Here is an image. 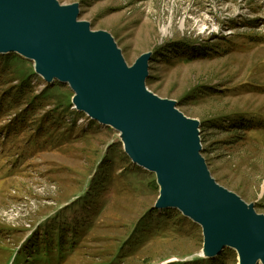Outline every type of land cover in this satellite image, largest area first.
<instances>
[{"label":"rangeland","instance_id":"rangeland-1","mask_svg":"<svg viewBox=\"0 0 264 264\" xmlns=\"http://www.w3.org/2000/svg\"><path fill=\"white\" fill-rule=\"evenodd\" d=\"M57 1L78 4V20L109 33L129 67L153 53L148 90L200 122L211 176L264 215V0ZM181 44L175 57H157ZM12 55L19 56L0 54V264H43L36 259L42 243L52 246L50 227L63 221L57 231L79 238L55 264H112L113 252L130 254L135 246L123 264L209 260L202 227L182 213L189 223L175 219L158 240L141 235L130 245L159 198L156 174L137 169L119 132L77 111L68 84L46 82L22 56L9 63ZM27 110L30 121L19 123ZM237 116L252 119L253 129L234 134L213 125ZM100 172L107 185L90 195ZM81 221L85 229L76 234ZM231 251L226 264H240Z\"/></svg>","mask_w":264,"mask_h":264},{"label":"water","instance_id":"water-1","mask_svg":"<svg viewBox=\"0 0 264 264\" xmlns=\"http://www.w3.org/2000/svg\"><path fill=\"white\" fill-rule=\"evenodd\" d=\"M79 15L57 0H0V54L33 61L46 82L70 86L78 112L119 132L132 162L156 174L155 208L202 227L204 258L231 249L240 264H264V215L211 176L200 122L148 90L153 53L129 67L113 37Z\"/></svg>","mask_w":264,"mask_h":264},{"label":"trees","instance_id":"trees-1","mask_svg":"<svg viewBox=\"0 0 264 264\" xmlns=\"http://www.w3.org/2000/svg\"><path fill=\"white\" fill-rule=\"evenodd\" d=\"M184 47L183 44H181L180 46H173L171 47V50H166L168 48H163L160 52L159 55L157 57H175L176 51L178 52L180 48ZM202 49H200L199 51H201ZM207 51V50H206ZM169 53H171V56L169 55ZM162 55V56H160ZM19 56L17 55H12V57L9 59V63L19 60ZM153 60V59H152ZM151 60V63H153V61ZM152 77L150 76L149 79H151ZM27 79L23 78L21 80L22 84L23 82H26ZM13 99V98H12ZM30 116L31 113L29 110H27V114L25 115V117L23 119H21V121L19 120V123H24V122H28L30 121ZM250 121H252V119L248 118L247 116H237L236 118H227V120H223V119H217L214 121L213 125L215 126L216 129H230L228 131H232V133L236 134L238 132H242V130H252L253 127L249 126ZM225 122H228L229 124L227 125ZM212 125V124H211ZM214 126L210 125L208 126V128H212ZM255 127H257V125H255ZM107 160V157L106 159ZM106 165V164H105ZM112 166V164H109L107 167L102 166L101 171L104 169V172H108L109 167ZM139 167V166H138ZM137 169L143 173H145L146 175H148L149 173L145 170H142V168H138ZM101 173V172H100ZM102 173L100 174V176H98V178L96 179L93 188L91 189V194L90 195H94L93 189H97L98 186H105L107 185L106 183V178L104 175L105 180H103V176H101ZM150 175V174H149ZM114 176V175H113ZM108 177L110 178V175H108ZM112 178V177H111ZM131 183V182H130ZM155 188L156 187V184ZM135 189L136 190H140L142 189L141 186L139 185H135ZM89 195V196H90ZM88 196V198H89ZM149 213L147 215H145L142 220H140L137 223V231H136V235H134L130 241V245H137L139 237L145 236L148 237L147 239L152 241L153 239L158 240L160 235H162L169 227L167 226L171 221L178 219V220H182L186 223H189V221H187L186 218L182 217V215L180 214V212L176 211V210H172L169 209L167 211L164 212L163 215L160 216V219L162 220H158V218L155 216V214L159 213L158 209H155L153 206L150 207L149 209ZM151 219V220H149ZM64 225V221L59 225V228H53L50 227L51 231L49 232V235L53 237V244L52 246H50V244H46V246H44L45 243H42V249L43 252H41L39 255H37L36 259H39L43 264H55L56 261H59V259L63 258L65 255L69 254L71 251H73L74 248H76V244L78 241L77 236H75L73 233L69 232L68 234H65L64 231H57L60 230L61 227ZM167 226V227H164ZM195 225V224H194ZM85 222L81 221L80 224L75 228L76 230V234L81 232V229H85ZM162 227V228H161ZM176 227V225H175ZM66 226L63 227V229H65ZM49 229V230H50ZM171 231L172 228L170 227ZM85 232H83L82 234L84 235ZM175 232H172V234H174ZM72 234V235H70ZM64 238V239H63ZM64 240H71V245L67 244ZM122 241V240H121ZM121 241H119V243L116 246H121ZM75 243V246H74ZM57 244V246H56ZM80 246H78L77 248H79ZM139 249V246H135V250L134 252L127 254L123 252L119 255V256H115L114 252L113 254H111V258L113 256V258L111 259V263H117V264H123L125 261H127L128 259H130L133 255H135L137 253ZM54 251H56V253H54ZM87 253V252H86ZM229 253H232L231 250H225L223 252L222 255H220L219 257H217L216 259H209V260H200L198 262L195 263H190V264H226L227 259L229 258V256H227ZM233 254V253H232ZM115 258V259H114ZM135 257H133L134 259ZM132 259V260H133ZM131 260H128L127 262H129Z\"/></svg>","mask_w":264,"mask_h":264}]
</instances>
